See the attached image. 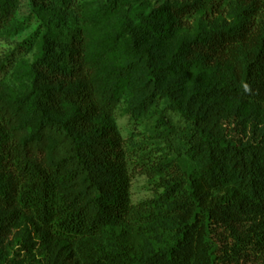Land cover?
<instances>
[{
	"label": "trees",
	"instance_id": "obj_1",
	"mask_svg": "<svg viewBox=\"0 0 264 264\" xmlns=\"http://www.w3.org/2000/svg\"><path fill=\"white\" fill-rule=\"evenodd\" d=\"M229 4L185 0L137 14L130 0H106L96 15L118 16L114 47L84 68L77 44L44 41L26 94L12 103L24 112L18 133L0 126V207L9 211L0 239L24 214L72 243L71 264H264V126L254 114L264 111V0H235L224 14ZM13 11L12 0H0V28ZM175 37L163 62L161 43ZM18 52L0 59V80ZM100 63L112 69L95 94L87 83ZM194 70L208 75L206 86L187 81ZM125 89L137 110L162 101L184 123L188 161L168 163L169 173L162 165V192L138 206L111 117ZM240 105L254 108L244 141L218 127L240 118Z\"/></svg>",
	"mask_w": 264,
	"mask_h": 264
},
{
	"label": "rangeland",
	"instance_id": "obj_2",
	"mask_svg": "<svg viewBox=\"0 0 264 264\" xmlns=\"http://www.w3.org/2000/svg\"><path fill=\"white\" fill-rule=\"evenodd\" d=\"M12 1L13 16L0 28V59L17 51V48L20 49L16 53L17 59L12 69L0 80V126L10 135L18 133L16 129L24 114L23 110L16 111L12 103L26 94L31 66L41 56L45 40L58 47L77 44L82 57L80 67L84 68L96 55L114 47L113 40L118 29V16L104 15L101 12L96 15L98 9L104 7L106 0ZM182 1L185 0H130V3L135 13L147 14L153 9L164 5L171 7ZM234 1L229 0V3L233 4ZM230 4L224 6V14ZM216 16L217 14L214 15ZM204 19L203 16L193 18L192 21L195 22L192 25L200 30L205 25ZM182 33L184 31L176 32V37ZM176 37L161 43L163 62L173 49ZM111 69L109 64H98L97 75L90 79L87 87L95 94L105 90ZM196 77L202 86L207 85L209 77L201 70H194L193 76L187 81ZM132 99L131 93L125 89L114 105L111 117L121 136L128 163L130 202L133 206H138L162 192L160 181L165 177L164 168H160L162 165H165L169 173L170 167L166 166L168 163H183L188 160L184 153V123L181 118L167 111L162 101L137 110ZM252 109L254 108L251 106L240 105V118L235 119L230 126L227 122L220 121L219 129L233 130L235 138L246 140L250 135L248 115ZM254 114L258 126L263 127L264 111L259 108L254 110ZM161 121L173 127L171 132H164L166 126ZM213 121L210 120L211 123ZM23 135L25 133L20 136ZM40 143L48 144V137L42 138ZM53 155L49 151L39 161L44 163ZM193 165L188 163L190 168ZM8 212L0 207V226L6 223L4 219ZM8 228V237L0 239V264H71L67 255L73 250L72 243L55 241L31 217L17 215Z\"/></svg>",
	"mask_w": 264,
	"mask_h": 264
}]
</instances>
